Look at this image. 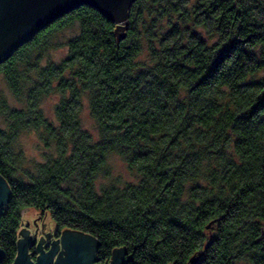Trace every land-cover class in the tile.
<instances>
[{
    "label": "trees",
    "instance_id": "obj_1",
    "mask_svg": "<svg viewBox=\"0 0 264 264\" xmlns=\"http://www.w3.org/2000/svg\"><path fill=\"white\" fill-rule=\"evenodd\" d=\"M60 63H43L55 36ZM1 264H14L24 211L98 243L100 263L264 264V0H135L124 28L88 5L0 65ZM58 95L56 119L41 109ZM85 108L95 139L83 127ZM40 131L53 155L24 165L15 144ZM140 181L97 189L110 155Z\"/></svg>",
    "mask_w": 264,
    "mask_h": 264
},
{
    "label": "water",
    "instance_id": "obj_2",
    "mask_svg": "<svg viewBox=\"0 0 264 264\" xmlns=\"http://www.w3.org/2000/svg\"><path fill=\"white\" fill-rule=\"evenodd\" d=\"M135 0H0V65L12 57L14 52L23 45L30 42L37 34L49 27L58 19L66 14L88 5L99 10L106 18L117 24L118 28L126 27L128 23V12ZM11 190L8 183L0 175V214L1 210L8 204ZM35 211H25L23 214V224L30 226L33 230L39 222L38 214L33 216ZM43 231L54 232L55 224L48 215L44 218L42 225ZM40 226V225H39ZM22 236L18 243V253L14 264H101L97 258L96 251L98 243L95 238L76 231H66L60 240L53 244L50 252L45 253L39 247L40 256L33 260L30 254V240ZM28 237V236H27ZM72 242L73 251L69 252L64 259L56 258L57 248L62 246L64 249L67 243ZM93 247L92 255L87 253ZM87 251V252H86ZM68 252V251H67ZM116 264H128L130 259H126L127 253L124 250H116ZM88 258H87V257ZM5 259V253L0 248V264ZM200 256L193 257L189 264H197ZM106 264H115L108 262Z\"/></svg>",
    "mask_w": 264,
    "mask_h": 264
},
{
    "label": "rangeland",
    "instance_id": "obj_3",
    "mask_svg": "<svg viewBox=\"0 0 264 264\" xmlns=\"http://www.w3.org/2000/svg\"><path fill=\"white\" fill-rule=\"evenodd\" d=\"M78 34V28L66 29L65 31L58 33L55 36V39H53L52 48H50V50H48L44 55L43 63H60L68 55V48L66 45L68 40ZM1 98H5L15 109H22L25 107V103L23 101H19L14 98L6 80L2 75H0V99ZM58 102V95H51L42 100L41 109L48 119H56V105ZM82 120L84 129L87 130L95 139H98V129L88 108H85ZM5 126L4 120L0 117V128H5ZM15 149L17 152L22 153L24 157V165L26 167H31L37 163H43L54 153L53 150H48L44 147L40 131L35 130L22 132L16 141ZM107 162L108 175L100 177L97 181V189L99 191L102 187L111 184L119 187H125L130 184H137L140 181L139 175L132 171L127 162L117 154L110 155ZM33 216H36V212L33 213ZM43 220L44 219H42V221ZM39 225L42 226V222H40ZM22 226L28 230L31 229L30 226H26L25 224H22ZM31 231L33 230L31 229ZM32 259L35 260L33 257ZM241 264L245 263L242 262Z\"/></svg>",
    "mask_w": 264,
    "mask_h": 264
},
{
    "label": "flooded vegetation",
    "instance_id": "obj_4",
    "mask_svg": "<svg viewBox=\"0 0 264 264\" xmlns=\"http://www.w3.org/2000/svg\"><path fill=\"white\" fill-rule=\"evenodd\" d=\"M40 222H43L42 218H39V222H38L34 232L31 231V229H29V230L28 229H26V230L24 229V231L21 232L23 234V236H25L24 238L30 240L29 250H30L31 256L35 260H37L38 257L40 256V253L38 251L39 250V247H38L39 245H40V248L43 249L45 253H48L52 249H54L53 248V244L56 241L60 240L62 235H63V233L66 232V231H62L60 234H58L57 230H56V227H54V232H45V231H43V226L45 224H43L42 226L41 225L39 226ZM21 237L22 236H20V233H19V239ZM71 243L72 242L66 244V247L68 248L67 250L65 248L63 249L62 246L57 248V256H56V258H60L62 260V259L65 258V256L69 252L73 251L74 245L71 246L70 245ZM89 247H90L89 250H88V248L86 249L88 251V253H87L88 257H89V255L91 256L92 252H93V247L91 245H89ZM117 257H118L117 253L113 254L110 262H113V263L116 264V258ZM102 264H106V263H102Z\"/></svg>",
    "mask_w": 264,
    "mask_h": 264
}]
</instances>
